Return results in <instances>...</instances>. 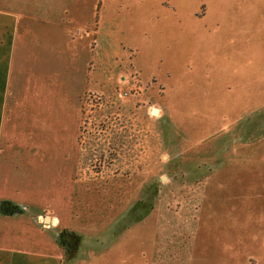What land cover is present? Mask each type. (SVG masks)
<instances>
[{"label": "rangeland", "instance_id": "1", "mask_svg": "<svg viewBox=\"0 0 264 264\" xmlns=\"http://www.w3.org/2000/svg\"><path fill=\"white\" fill-rule=\"evenodd\" d=\"M92 4L96 36L77 100L73 231L60 235L62 264L264 260V246L239 231V196L252 189L233 185L225 149L232 129L264 106V53L248 50L264 46V0H86L78 8L92 17ZM15 208L4 209L22 213Z\"/></svg>", "mask_w": 264, "mask_h": 264}, {"label": "crops", "instance_id": "2", "mask_svg": "<svg viewBox=\"0 0 264 264\" xmlns=\"http://www.w3.org/2000/svg\"><path fill=\"white\" fill-rule=\"evenodd\" d=\"M85 2L0 0V205L23 210L0 212V264L64 260L59 241L63 230H71L79 165L77 100L86 90L84 71L96 36L89 23L95 5L90 17L78 8ZM248 48L264 53V46ZM256 109L232 129V146L225 149L237 176L233 185L239 193V187L252 189L239 196L246 201L242 218L233 208L239 231L264 246V106Z\"/></svg>", "mask_w": 264, "mask_h": 264}, {"label": "trees", "instance_id": "3", "mask_svg": "<svg viewBox=\"0 0 264 264\" xmlns=\"http://www.w3.org/2000/svg\"><path fill=\"white\" fill-rule=\"evenodd\" d=\"M5 207H10V208H12V209H13L12 213H14V212L17 210V208H15V205H13V204L8 203V202L3 203V204L0 205V212H1L2 214H4V215H8V214H9V213H7V211H5V209H4ZM16 212H17V211H16ZM76 243H77V244H78V243L80 244V240H77Z\"/></svg>", "mask_w": 264, "mask_h": 264}, {"label": "water", "instance_id": "4", "mask_svg": "<svg viewBox=\"0 0 264 264\" xmlns=\"http://www.w3.org/2000/svg\"><path fill=\"white\" fill-rule=\"evenodd\" d=\"M156 110H154L153 112H155ZM47 220H49L48 218H46Z\"/></svg>", "mask_w": 264, "mask_h": 264}]
</instances>
